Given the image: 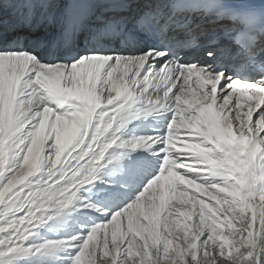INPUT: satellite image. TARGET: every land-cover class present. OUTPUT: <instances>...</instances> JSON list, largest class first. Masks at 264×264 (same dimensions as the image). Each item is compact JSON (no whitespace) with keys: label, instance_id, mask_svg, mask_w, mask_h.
I'll list each match as a JSON object with an SVG mask.
<instances>
[{"label":"bare ground","instance_id":"obj_1","mask_svg":"<svg viewBox=\"0 0 264 264\" xmlns=\"http://www.w3.org/2000/svg\"><path fill=\"white\" fill-rule=\"evenodd\" d=\"M173 1L164 0L169 4ZM14 36L9 33L0 50L10 49L7 41ZM97 88H101L99 82ZM19 94L23 95V91ZM136 96L139 98L134 99V111L126 110L124 105L111 115L98 114V107L110 106L99 105L88 97L72 107L65 104L61 110H57L56 101H49L57 114L48 111L50 123L43 143L29 155L38 131V123L33 121L44 115L29 114L43 97L19 99L0 58V234H18L21 245L28 247L0 258V264H69V258L76 254L69 247L71 238L86 236L96 224L120 210L121 217L107 226L106 232L103 225L95 230L98 237L105 234L103 252L112 264H117L120 255L126 257L122 264H260L264 255V138L259 141L261 145L250 130L237 135L229 127L207 133L195 128L179 129L175 150L190 152L194 158L187 161L191 164L185 170L198 177V182L208 181L207 186L200 184L188 190L213 201L207 203L191 193H179L189 187L181 185L178 189L183 181L174 169L181 165L170 155L163 165L162 154L154 143L156 137L165 136L173 113L158 106L149 111L153 106L138 92ZM70 108V113L61 116L60 151L55 141L48 146L47 140L56 135L52 127L54 115ZM140 137L152 140L133 149L131 144ZM113 140L116 144L112 146ZM185 141L200 144L190 150L183 148ZM209 143L212 147L205 146ZM111 146L106 158L110 155L116 160L103 167L99 164L101 153ZM77 148H83L82 155L97 149L100 152L84 165L77 162L69 167L71 152ZM162 167L169 169L167 178L149 189L143 199L126 207L152 179L163 174ZM93 179L92 184L83 186ZM81 197L101 211L79 207ZM132 224L135 229L130 228ZM205 234L207 238L201 242ZM210 244L219 251L223 249L224 254L209 255ZM9 246L6 240L0 244V252ZM239 249L238 262L231 263L232 253ZM80 264H94V258L86 253Z\"/></svg>","mask_w":264,"mask_h":264},{"label":"snow or ice","instance_id":"obj_2","mask_svg":"<svg viewBox=\"0 0 264 264\" xmlns=\"http://www.w3.org/2000/svg\"><path fill=\"white\" fill-rule=\"evenodd\" d=\"M177 8L193 11H174ZM9 33L15 34L7 41L11 48L0 50L6 77L11 76V86L19 99L43 97L29 114H44L43 119L37 117L33 121L38 123V131L29 155L43 143L46 125L50 123L48 111L57 114L49 101H56L57 110H61L69 102L74 106L88 97L99 105L110 106L98 107V114H114L138 99V92L153 106L149 111L158 106L173 113L165 136L156 137L154 143L162 154L163 165L169 155L181 165L174 169L183 181L178 189L181 185L189 187L179 193L188 192L213 203L199 192L188 190L200 184L207 186L208 181L198 182V177L185 170L191 164L187 161L194 158L190 152L175 150L179 129L195 128L207 133L210 129L230 127L239 135L241 130L247 134L250 128L258 138H264V128H258V124H264V0H202L179 5L164 0H0V45ZM21 90L23 95L19 94ZM72 110L64 109L63 114L54 115L52 127L56 135L47 140L48 146L55 141L56 148L63 151L61 116ZM150 140L140 137L131 147L135 149ZM115 144L113 140L112 146ZM199 144L185 141L183 148L191 150ZM112 146L101 153L99 164L103 167L116 160L110 155L106 158ZM99 152L97 149L82 155L83 148H77L71 152L69 167L77 162L84 165ZM161 173L126 207L143 199L149 189L165 180L168 167H162ZM79 207L101 211L84 197L80 198ZM120 213L121 210L116 211L109 220L96 224L86 236L72 237L69 247L76 254L69 258V264H80L86 253L94 258V264H112L103 252L105 234L98 237L95 230L103 225L106 232L107 226L121 217ZM5 233L0 234V244L7 240L10 246L0 252V258L17 253L21 247L28 249L21 245L18 234ZM206 238L207 234L201 242ZM94 242H98L95 247ZM125 259L120 255L117 264ZM260 264H264V255Z\"/></svg>","mask_w":264,"mask_h":264},{"label":"rangeland","instance_id":"obj_3","mask_svg":"<svg viewBox=\"0 0 264 264\" xmlns=\"http://www.w3.org/2000/svg\"><path fill=\"white\" fill-rule=\"evenodd\" d=\"M262 126H264V124H258V128H263ZM229 129H230V127H229ZM249 130L251 131V129L249 128L247 132H249ZM212 132H213V130H212ZM241 132H242L243 134H246L243 130H241ZM252 134H253V133H252ZM252 134H251V136L253 137L254 134H253V135H252ZM254 136H256V135H254ZM262 139H263V138H258V137H257V142H259V141L262 140ZM260 143H262V141L259 142V144H260ZM261 145H263V143H262ZM130 228H131V229H135L136 227H135L134 224H132V226H131ZM237 232H240V231H237ZM237 232H236V233H237ZM219 233H220V232H219ZM234 235H236V234L234 233ZM215 237H216V236H215ZM237 243H239V241H238ZM208 250H209V255H212V254H213V256H215V255H217L218 253H219V255H223V254H224V250H223V249L219 251V248H213V247L211 246V244L209 245ZM227 252H228V250H227ZM240 253H241V249L236 250V252H233V253H232L231 263H233V262L237 263V262H238ZM228 259H229V258H228Z\"/></svg>","mask_w":264,"mask_h":264}]
</instances>
